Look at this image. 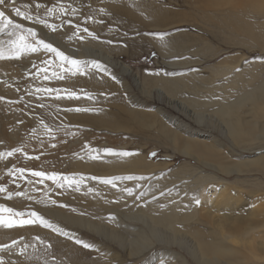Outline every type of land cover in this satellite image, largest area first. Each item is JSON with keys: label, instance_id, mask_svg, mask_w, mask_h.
Returning a JSON list of instances; mask_svg holds the SVG:
<instances>
[{"label": "rangeland", "instance_id": "374dc122", "mask_svg": "<svg viewBox=\"0 0 264 264\" xmlns=\"http://www.w3.org/2000/svg\"><path fill=\"white\" fill-rule=\"evenodd\" d=\"M29 1L24 4H28L27 6H23L28 7L24 13L32 17L30 20L25 18L28 27L32 25L48 29L49 33L56 34L63 45L80 48L83 44H88L92 53L95 52L94 62H98L101 67L93 65L92 70L87 71L84 77L81 75L76 79L66 77L62 73L63 81L60 80V85L59 83L55 85L50 81L58 77V70H69L72 64L47 50L32 53L39 54V70L30 76L28 84L19 92V105L14 111L15 116L23 123L17 135L24 140L26 147L9 158L11 161L7 167V177L2 184L7 191L0 193V205L25 213L35 211L49 222L55 221V218L45 214L42 209L55 208L98 222L99 218L90 217L94 214L86 208L93 206L91 209L93 210L99 206L95 198L108 194L112 207L119 208V201L128 197L127 191L124 192L125 188L127 189L126 184L127 186L130 183L134 184L132 181H136L134 185L141 184L142 179L154 174L155 178L150 181V177L146 178L148 182L143 180L145 187L148 185L146 189L154 191L158 186L168 185L175 177L185 172L186 167L189 169L200 166L197 160L182 153V150H185L184 144L187 143L185 137L191 138L192 135L189 137V133L184 130L185 133L183 128L178 127L170 118L177 119L189 129H201L213 136L218 141L221 153L231 157H229L231 160L228 158L230 162L234 161L236 164V161L241 163L246 160L242 166L238 165L242 168L238 167L241 169L238 171L251 170L250 173L253 172L248 177L251 179L257 177L258 181L264 183V157L261 156L264 150L252 156L244 152H230L231 147L229 148L227 144L224 131L221 135L223 118H218L220 115L214 114L211 106L206 108L203 105L204 95L208 94L206 90L204 92L197 88L203 96L199 95L203 98L201 101H187L195 94L192 88L201 84L202 80H205L204 84L207 80L211 81L215 77L214 72L220 71L218 67L221 64L232 65L235 71L246 66L248 68L244 73L246 76L257 67L264 66L262 65L264 0H41L40 3L35 0ZM48 9L53 11L49 13ZM60 17L66 18V22L55 24V20ZM38 18L46 21V24L38 22ZM17 32L27 35V29L23 27ZM169 63L173 65L170 66ZM253 65L257 67L251 68L255 67ZM211 68L215 70L212 71ZM192 72L199 74L198 79H185L183 83H178L180 88L177 85L171 86V83L166 81L161 83L164 81L163 77L169 79L173 75ZM53 73H56V76H53ZM45 74L49 79H44ZM217 78L218 81L221 76ZM166 86H169V90L172 87V93L164 89ZM176 88L181 90L178 91ZM45 89L53 91H43ZM69 92H75L78 98H68ZM86 93L89 95H85ZM75 108H87L91 111H68ZM200 110L202 112L198 113ZM195 114H199L200 118ZM171 134L179 135L178 143ZM259 136L261 137L258 139L264 140L263 135ZM39 145L40 149L37 148ZM105 148L114 149L116 152H129L131 153L129 157L142 156L145 153L146 155H143L146 157L143 158L148 160L144 158L145 161L153 164L149 165L150 172L151 166L154 168L156 163L160 164L155 166L157 170L154 168V173L148 171L145 173L149 166H146L147 169L124 166L121 170L108 169L109 172L106 169L111 164L110 159L115 158L118 165H127L129 161L128 156L104 152ZM186 152V155H192L191 152ZM153 153L155 155H152ZM259 156L260 159H257ZM247 159L253 160L248 162ZM229 161L227 160L228 163ZM235 164L231 163L234 171L229 174L219 171L215 173L210 168H205L204 173H214L226 181L236 180L237 184L232 183L230 188L239 191L243 187L238 180L243 174L236 173ZM159 165L161 167H158ZM38 168L43 170L40 172L46 173L44 177L33 175V172H38ZM10 169L13 170L11 175ZM18 169H24L23 173ZM141 170L142 173H138ZM48 174H56V180L49 179ZM159 175L160 178H157ZM128 176L133 179L113 180L115 187L113 184L103 182L104 178ZM94 177L96 179H93ZM130 185L129 189H132ZM245 188L238 196L235 195L236 200H239V205H242L245 199L252 202L256 211L260 213L263 211L261 216L256 218L257 222H264V190L261 187L255 189L257 194L250 198L247 197L250 193ZM7 192H21L24 195L9 199ZM189 199V203L185 200L181 202L183 205L187 204L188 208L189 204L193 203L190 197ZM83 205V211H89L88 213L82 211ZM143 208L140 207L138 210H144ZM120 209V212L126 214L137 211H128L122 207ZM107 214L109 215L105 216V221L98 222L105 225L103 231L99 232L65 220H56L60 226L56 230L53 225L45 227L39 222L13 228L0 226V246H3L0 247V264H140L141 260L128 258V248L119 247L117 241L110 238L107 232L110 229L117 232L122 230L120 221L121 223L130 221L128 223L137 225L136 228L144 227L143 229L147 230L145 221L143 223L142 220L130 216L128 219L124 214V218H121V213L115 211ZM3 215L7 218L9 214ZM20 218L30 217L25 215ZM261 229L264 234V226ZM160 230L164 240L172 239L171 231L162 227ZM210 233L207 232L206 236L208 239L210 237L214 239L215 235ZM77 239L89 244L90 247L76 243ZM13 241L16 243L13 244ZM163 244H166L165 241ZM160 247L155 244L145 249L146 251L143 250L141 254L148 257ZM168 248L180 252L175 245L170 244ZM185 257L189 264H196L188 256ZM207 257L219 261L235 258L230 255L228 257L214 254H208ZM247 259L248 263H263L264 253L256 250L252 255H248Z\"/></svg>", "mask_w": 264, "mask_h": 264}, {"label": "bare ground", "instance_id": "6f19581e", "mask_svg": "<svg viewBox=\"0 0 264 264\" xmlns=\"http://www.w3.org/2000/svg\"><path fill=\"white\" fill-rule=\"evenodd\" d=\"M28 1L29 0H5V3L3 5H0V11H3L6 16H8L10 19L13 20L15 24L21 25V28L23 27L27 30L28 29L34 30L36 32V37L32 38L31 36H28V40L31 41L32 43H35L36 39L43 40L46 43L51 44L58 51L62 52L64 56L68 57V60H66L67 62L71 60H76L78 62V66L72 65L71 69L69 70H60V71L58 70L59 72L57 74L58 77H54L53 79H51L52 81L50 82L54 83L55 85L56 83H59L58 85H60L61 82L60 80L62 79H60L59 77L62 76V73L65 74L64 76L73 79L79 78L81 77V75L82 77H84L87 71L92 70L91 68L93 67L94 59L96 58L95 52L92 53L93 51L90 50V46L88 44H83L80 48H76L71 45L69 46L68 44H67L68 46L66 44L63 45L61 44L60 40L57 38L56 34L49 33L47 31L48 29H45L44 27H33L32 25L28 27L27 20L25 19V17L18 16L15 13V9L17 8L20 9V11L22 9L21 12L26 11V8L28 7L23 8V6H27L28 4L26 5L24 4L25 2ZM35 1L39 2L41 0H35ZM35 5H37L36 2ZM29 11L31 12V10ZM50 19L53 18L50 17ZM65 20L66 18L63 17L57 18V20H55V24H60L62 21ZM53 26L56 27V25ZM19 34L21 33L17 32L16 35H13L11 26H9L4 31H0V49L3 50L5 57H8L11 52V46L9 44V41L16 39V36ZM40 50H45V49L40 48ZM39 65H40L39 54L35 55L30 52H25L20 56L19 59H7V58L0 59V152H8L11 151L13 148H17V147L19 148L26 147L25 144L23 143L24 140L17 135V133L23 126V123H21V120L15 116L14 111L19 105V100H18L19 92L28 84L30 80V76L33 75L37 70H39L38 69ZM169 65L172 66L173 64L169 63ZM262 65H264V62ZM256 67L257 66L251 68H256ZM219 69H220L219 72L217 73L214 72L213 75L215 77L213 79L209 78L211 79V81L207 80L206 84H204L205 80H202L203 82L198 85H196L195 83L194 84L196 85L195 87H193L191 84V86L193 87L192 89H194L195 91V94L189 97L187 101H191V102L201 101L203 99L202 98L203 96L201 95L200 91L197 90V88H201L202 90H204V92L206 90L208 94L206 96L204 95V100H202L203 105H205L206 108L211 106V108H213V112L215 111L214 114L215 113L219 114L220 116L218 118L220 117L221 119L223 118L222 119L223 121L220 119L223 123L222 125L223 129L221 135H223L222 133L224 131V135L226 136L225 139H227L228 142L227 144L229 145V148L231 147L230 152H234V153H236L237 151L241 153L244 152L249 156H252L257 152L263 151L264 142L262 141L264 140L262 139L261 141L258 138L261 137L259 135L264 136V66L261 68L257 67L254 70L251 69L253 71L247 70L248 72L251 71L247 76L244 74L246 72L245 70L248 69L246 66L244 67L242 66L241 70L235 71L232 65L222 66L221 64V66L218 67V70ZM213 70L215 69H212V71ZM67 73H70V75H68ZM198 75L199 74L192 72L181 75H173V77H170L169 79L163 77L162 81L163 80L164 81L161 83L163 84L166 81L171 83L170 84L171 86L174 87L178 86V88H180L178 83L180 82L183 83L185 79L188 80V78L190 79L197 78ZM220 76L221 79L217 81V79H219L217 77ZM160 81L161 79H159V82ZM187 84L188 83H186V85ZM166 85L169 84L166 83ZM180 86L182 85L180 84ZM166 87H164V89H167V91L170 92L172 87L170 88V90L168 89L169 86L167 88ZM178 88L176 89L178 90ZM182 88L183 87H181V89ZM204 92L202 91V93ZM170 93H172V91ZM199 95H201L202 97H200ZM205 107L202 108V110L205 109ZM200 112L202 111L200 110L198 113ZM202 115L204 116V114ZM198 118H200V115ZM170 120L175 124H177L178 127H182L183 131L185 130L187 133H189V137L192 135L191 138L185 137V140L187 139L186 140L187 143L184 142L186 143L184 144L185 150H182V153H184L185 156L197 160L200 166H196L195 168H189V169L188 167H186L187 170H191V171L188 172L187 170L185 171L184 169L185 172H182V174L175 177V179L171 181L168 185L164 184L160 187L158 186L154 191H149L148 190L149 188L146 189L148 185L146 187L144 185L146 178L150 177L149 181L152 178H155L154 174L153 176L152 174H149V176L144 178L145 180L142 179V181H140L141 184L138 183L137 185H134L136 181L135 182L132 181V183H134L132 184L134 185V188L132 187V185H130L131 183L129 184L130 187L132 188V193L131 195H128L127 192L126 195L128 197H125L119 201V205H120L119 208L112 207L113 204H111L110 196L108 194H103V196L95 198V201L99 202L97 203L99 204V206H96L95 209L93 210H91L93 206L86 207L87 210L89 209V211L94 214L93 216L91 215L90 217H98L99 218L98 222H101L102 220L104 221L106 220L105 216L109 215L107 213L115 211L117 213L118 212L121 213L120 214L121 218L123 217L124 214L125 217H128V219H130L131 217V218H138L139 220H142L143 223L145 221L147 230H144L143 229L144 227L136 228L137 225L134 226L132 222L130 224L128 223L130 221L127 220L128 222L126 223H121V221L119 222L120 223L119 225L123 227L122 230H118L119 232L115 231V229H110V228H109L110 230L107 232V235L110 238L117 241L119 247H121L122 249H125V247L128 248V252H127L128 258H132L137 261L141 260L140 264H189L185 256H188L196 264H219L220 262H222V264L223 263L245 264V262L246 264H257L256 262L248 263L247 258L248 255H252L256 250H260L264 253V234H262V229H261L264 226V222L261 221L259 223L256 220L258 216H261V213L263 211H261V213L256 211L255 210L256 208L253 206L252 202L250 203V201H248L247 199H245V202L243 204L241 203L242 205H239L240 202L239 200H236L237 198H235L236 197L235 195L238 196V194L242 192L243 188L246 187L245 189H247V191L250 193L249 195H247V197L249 196L251 198V196H254V194L256 193L255 189L261 187L264 190L263 188L264 183L258 181L257 177L256 178L253 177V179L249 178L248 175H251L253 172L252 171L250 173L251 170L238 171L242 169L240 166H242V164H245L246 160L241 163H239V161H236V164L233 163L234 161L230 162L229 159L231 157L229 156L230 157L229 158L226 154H222L223 152L221 153L218 147V143H217L218 141H216V139H214L213 136H210V134H208L207 132H203L201 129H193V128L189 129L187 128V125L178 122V120L175 118H170ZM169 132L171 131L169 130ZM173 136L178 143L179 135L178 136L173 135ZM37 148L40 149L41 145H39V147ZM186 151H189L188 153L191 152L192 155L191 154L186 155L187 154ZM143 154L142 156L139 155L135 157L128 156L127 161H129V163H126L127 165H122V164L118 165L116 159L112 158L109 160L111 164L108 166L109 168H107L106 171L108 169L114 171L118 169L121 170L122 168H124V166L143 169L144 167L146 168V166L153 165L146 162L148 161L145 158L146 154L145 155ZM143 156H145L144 158L146 159V161L143 158ZM261 156L264 157V153H262ZM10 157L0 159V184L5 183V179L7 177V167L11 161V159H9ZM257 159H260V156ZM227 160L229 161L230 164L227 162ZM249 160L251 161L253 159H249ZM158 163L156 164L154 163L155 166L158 165ZM231 163L232 165L235 164V170H237L236 173L237 174L240 173V175L243 174L244 177V178L243 177L240 178L239 180L237 179L238 181H241V187H243L239 189V191H234L233 189L230 188L232 183L237 184L236 180L226 181L225 179H222L219 176L217 177V175L214 173L213 174L204 173L205 168L208 169L210 168L215 173H217L218 171L220 173L222 172L226 174L232 173L234 169ZM239 164L241 165L238 166ZM161 165H159L158 167H161ZM155 166L154 168L156 169L157 167ZM151 167H152L151 172L149 170L150 166L148 169L146 168L147 170L146 172L145 171L144 172L146 174L147 171L148 173L149 172L154 173L153 171L155 170L153 166ZM238 167L241 169H239ZM41 170L42 169L38 168L37 171L40 172ZM142 171L143 170H141V172L138 173H142ZM163 175L165 174L163 173ZM160 176L161 175H159V177L157 176L156 177L160 178ZM252 180H254V182H252ZM129 185L128 186L127 184L125 185L127 189H129ZM137 194L138 195L141 194V196H137ZM242 196L244 195L242 194ZM189 197L192 199L193 203L192 204L190 203L189 205L191 207L188 205L189 206L188 208L186 207L187 205L186 203H185L186 205H183L181 202L185 200L188 201L187 203H189L190 200ZM197 200H199V203H196ZM72 203L74 204L75 202L73 201ZM82 207L81 208L83 211L84 205ZM121 207L127 208L128 211H132V210L135 211L137 210V211L136 213L134 212L132 214H126L124 212H120ZM140 207L141 208L145 207V208H143L144 210L142 209L138 210V208L140 209ZM42 211L45 214L55 218V221H50V224L55 226V230L60 227L56 222V220H65L67 222H70L71 224L85 226L87 228H91L98 232L103 231V228L105 227L104 224L93 222L89 218L84 217L82 215L68 214L59 209L45 208L42 209ZM83 212L86 213L87 211L84 210ZM161 227L164 228L165 230L171 231L170 232L172 235L171 240L168 239L164 240V238H162L163 235H161V230H160ZM207 232L213 233L215 235V238L213 239L210 237V239H208V237L206 236ZM160 241L163 242L165 241L166 244L164 245L163 242L160 243ZM154 243L159 247L160 245H162V247H160L156 251L151 252L148 257L144 256V254H141L143 250L147 248L149 249L150 246L155 245ZM170 244L175 245V247L177 246L180 252H176L168 248ZM208 254L224 255V256L226 255L228 257L230 255V256H234L235 258L228 261L225 260L219 261L214 258L212 259L208 257L206 258V255ZM260 264H264V262Z\"/></svg>", "mask_w": 264, "mask_h": 264}, {"label": "snow or ice", "instance_id": "6c2138e0", "mask_svg": "<svg viewBox=\"0 0 264 264\" xmlns=\"http://www.w3.org/2000/svg\"><path fill=\"white\" fill-rule=\"evenodd\" d=\"M5 3V0H0V5H3ZM49 13H51L53 11V9H48ZM15 13L18 16H23L26 19H32L31 15H27L24 12H21L20 9H15ZM38 22L40 23H46V21L43 20H39L38 18ZM9 26H11L12 28V34L16 35V32L18 29L21 28V25L19 24H15L13 22L12 19H10L8 16L5 15V13L3 11H0V31H4L5 29H7ZM49 27H51V25H49ZM85 31H87V29H85ZM156 35H161L162 34H156ZM28 36H31L33 38L36 37V32L32 29H28L27 30V35L21 33L19 35L16 36V39L14 40H10L9 44L11 46V52L10 55L8 57H5L4 52L2 49H0V59H19L20 56L22 54H24L25 52H30V53H34L40 50V48H43L49 52H54L56 53L57 56L61 57L64 60H68V57L64 56V54L60 51H58L56 48H54L51 44L46 43L43 40H39L36 39L35 43H32L31 41L28 40ZM72 65H77L78 66V62L76 60H71L69 61ZM93 65L97 68L101 67L98 62H93ZM83 74V73H82ZM53 76H56V73H53ZM60 79H63V76L59 77ZM44 79H49V77L45 74L44 75ZM37 91H41L40 89H37ZM43 91H48L51 92L53 90L50 89H45ZM58 91V90H57ZM85 95H89V94H85ZM68 98H78L77 94L75 92H69L68 93ZM90 98V97H89ZM68 111H91V109H87V108H75V109H68ZM45 127H47L45 125ZM22 149L21 148H13L11 151L8 152H0V159L3 158H7L12 156L14 153L17 152H21ZM104 152L109 153V154H115V155H119L122 157H127L130 156L131 153L126 152V151H121V152H116L114 149L111 148H105L103 149ZM152 155H155V153H153ZM19 172L23 173L24 169H18ZM9 174H13V170L10 169L9 170ZM33 175L38 176V177H44L46 175V173L44 172H33ZM48 178L52 179V180H56V174H48ZM93 179H96L95 177ZM115 179H133V177L128 176V177H114L112 179H103V182L106 184H113V186L115 187V184L113 183V180ZM65 180L67 181V177H65ZM69 183H72V181H69ZM6 188L0 184V193L6 192ZM125 191H127L129 193V195H131L132 193V189H125ZM24 195L21 192H7V198L11 199L13 196H22ZM54 203V202H53ZM196 203H199V200L196 201ZM7 213L9 214L8 217L6 218L3 214ZM29 216V219H22L20 217L23 216ZM14 217L16 219H14ZM39 222L41 225L45 226V227H52V225L50 224V222L48 220H46L42 215L38 214L35 211H29L27 213L25 212H21V211H16L11 207H7L5 205H0V226L4 227V228H13L16 226H23V225H29V224H34ZM16 242L13 241V244H15ZM76 243L78 244H83L84 247H90L89 244L84 243L83 241L77 239ZM3 247V246H0Z\"/></svg>", "mask_w": 264, "mask_h": 264}]
</instances>
